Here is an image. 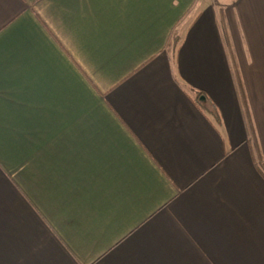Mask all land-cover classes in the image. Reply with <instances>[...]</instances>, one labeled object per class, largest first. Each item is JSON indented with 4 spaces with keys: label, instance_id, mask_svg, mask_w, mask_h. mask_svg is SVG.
Returning a JSON list of instances; mask_svg holds the SVG:
<instances>
[{
    "label": "crops",
    "instance_id": "obj_1",
    "mask_svg": "<svg viewBox=\"0 0 264 264\" xmlns=\"http://www.w3.org/2000/svg\"><path fill=\"white\" fill-rule=\"evenodd\" d=\"M0 264H264V0H0Z\"/></svg>",
    "mask_w": 264,
    "mask_h": 264
},
{
    "label": "trees",
    "instance_id": "obj_2",
    "mask_svg": "<svg viewBox=\"0 0 264 264\" xmlns=\"http://www.w3.org/2000/svg\"><path fill=\"white\" fill-rule=\"evenodd\" d=\"M178 39L175 38L173 43H177ZM185 91L189 94L192 101L198 107V109L206 115H210L216 124L219 123V116L214 104L210 98L202 91L186 88Z\"/></svg>",
    "mask_w": 264,
    "mask_h": 264
},
{
    "label": "rangeland",
    "instance_id": "obj_3",
    "mask_svg": "<svg viewBox=\"0 0 264 264\" xmlns=\"http://www.w3.org/2000/svg\"><path fill=\"white\" fill-rule=\"evenodd\" d=\"M217 1H219V2H223V1H225V2H231L233 0H217Z\"/></svg>",
    "mask_w": 264,
    "mask_h": 264
}]
</instances>
